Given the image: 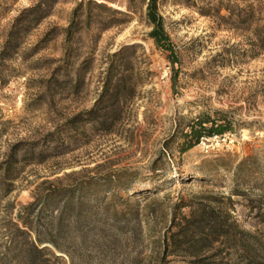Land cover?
<instances>
[{
	"label": "rangeland",
	"instance_id": "1",
	"mask_svg": "<svg viewBox=\"0 0 264 264\" xmlns=\"http://www.w3.org/2000/svg\"><path fill=\"white\" fill-rule=\"evenodd\" d=\"M158 12L163 48L146 0H0V264H71L33 245L89 182L92 205L148 203L154 232L66 245L75 264H264V0ZM206 117L231 131L182 153Z\"/></svg>",
	"mask_w": 264,
	"mask_h": 264
},
{
	"label": "trees",
	"instance_id": "2",
	"mask_svg": "<svg viewBox=\"0 0 264 264\" xmlns=\"http://www.w3.org/2000/svg\"><path fill=\"white\" fill-rule=\"evenodd\" d=\"M146 1L148 2V21L153 26L151 37L159 47L163 48L169 44V38L163 27V18L158 12V0ZM230 131V126L224 120H215L211 117L197 120L190 127L188 141L183 145L181 151L186 153L198 146L201 139L223 136ZM90 185L89 182L77 187L76 192H69V197L63 206L59 207L56 214L52 215L44 224L43 238H38V245H33L35 253L45 254L62 261V257L56 255L58 252L66 255L71 264H75L74 256L66 245L69 246L81 240V245L93 244L105 249L110 248L116 239L108 238L106 229L124 234V230L131 228L132 234L137 236V244L144 248L146 242L144 231L154 232L150 217L155 210L148 203L142 209L139 202H132V199L121 200L115 194H109V201H107V197L101 203L97 202L98 204L92 205L91 198L87 193V187ZM131 195L134 196L135 193ZM122 206H124V210ZM184 219L187 222V218ZM174 237L178 239L173 242L174 246L176 249L182 250L188 245V228H182ZM44 244L50 245L52 249L50 247L42 248ZM165 244L166 251L169 247L168 238H165ZM108 250L110 252L111 249ZM137 254L133 264H147L148 260L151 262L154 260V256L146 258L142 252Z\"/></svg>",
	"mask_w": 264,
	"mask_h": 264
}]
</instances>
